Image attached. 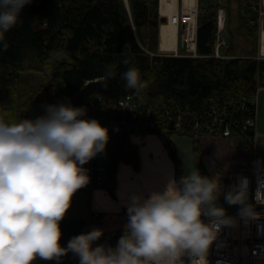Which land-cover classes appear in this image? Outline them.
<instances>
[{"label":"trees","instance_id":"16d2710c","mask_svg":"<svg viewBox=\"0 0 264 264\" xmlns=\"http://www.w3.org/2000/svg\"><path fill=\"white\" fill-rule=\"evenodd\" d=\"M258 2L200 0L199 56L192 57L160 51L159 0H129V6L125 0H31L17 25L5 34L7 50L0 52V113L9 122L27 118L40 101L39 95L45 105L70 102L87 109L97 94L107 102L126 93L136 94L125 88L122 78L129 67L139 69L147 82L146 90L136 94L146 106L158 108L165 103L209 111L214 104H227L240 109L243 101L257 94L263 77L264 60L248 57L258 50L259 27L253 23L258 14L252 4ZM220 6L227 9L225 34L229 38V44L220 50L228 57L214 56ZM232 19L237 21L235 27ZM241 34L251 40L250 50L239 47ZM108 65L114 76L105 86L98 78ZM25 73H42L46 80L19 103V82ZM157 133L176 161L180 179L183 170L171 133ZM181 133L197 140L196 135ZM109 139L106 187L113 191L118 163L138 169L140 157L130 134Z\"/></svg>","mask_w":264,"mask_h":264},{"label":"clouds","instance_id":"9594fccd","mask_svg":"<svg viewBox=\"0 0 264 264\" xmlns=\"http://www.w3.org/2000/svg\"><path fill=\"white\" fill-rule=\"evenodd\" d=\"M29 3L0 0V52L7 50L5 34ZM113 76L108 65L98 81L106 86ZM122 78L125 88L136 94L148 86L135 67ZM43 107L44 115L18 122L0 113V264H33L37 258L59 264L68 253L78 257L79 264H185V257L189 264H208L209 249L221 228L236 221L218 203L220 180L202 176L198 169L179 181L169 179L163 191L147 198L132 194L124 233L115 247L93 246L103 235L99 228L73 236L62 246L61 222L74 195L90 182L83 166L105 150L109 130L99 120L86 118L85 107L70 102ZM224 199L240 206L242 218L259 219L248 202L246 180ZM256 202L264 205V195Z\"/></svg>","mask_w":264,"mask_h":264},{"label":"built area","instance_id":"2783aa9c","mask_svg":"<svg viewBox=\"0 0 264 264\" xmlns=\"http://www.w3.org/2000/svg\"><path fill=\"white\" fill-rule=\"evenodd\" d=\"M172 3L175 9L169 12L167 7ZM252 4L258 14L253 23L258 24L260 38L258 53L250 57L264 60V0ZM199 13L200 0H159V14L167 16L168 24H173L179 30L177 46L172 55L199 56L197 51ZM226 20L227 9L220 6L217 10L215 57H228L220 50L229 44L228 37L223 33ZM255 96L243 101L240 109L231 108L227 104H214L209 111H191L181 109L179 105L174 108L165 103H161L158 108L153 105L146 106L134 93H126L113 102H107L103 95L97 94L91 105V118L99 120L109 130V137L159 130L171 134L188 132L196 136L218 134L227 138L237 133V138L246 137L253 143L258 137ZM110 148L109 139L105 150L90 160L92 188L106 185L110 178L107 162ZM242 179L247 182L248 196L251 197L255 211L260 217L255 220L244 219L239 212L228 213L227 216L234 218L236 223L234 226L221 228L218 238L209 249L208 264H264V205L256 202L258 195H264V167L239 170L236 186ZM89 219L91 223H97L102 220V215L93 212ZM122 235H118V240ZM33 264L41 263L34 261ZM185 264H189L187 257Z\"/></svg>","mask_w":264,"mask_h":264},{"label":"crops","instance_id":"0c3cea01","mask_svg":"<svg viewBox=\"0 0 264 264\" xmlns=\"http://www.w3.org/2000/svg\"><path fill=\"white\" fill-rule=\"evenodd\" d=\"M177 33L176 28V41L172 48L163 47L161 33L160 51L175 49ZM171 138L183 170L182 176L198 169L202 176L217 177L221 186L220 200H225V194L236 187L237 171L264 167V158L259 156V152H264V149H261V142L258 141L248 144L244 138H227L218 134H203L197 137V140L186 134H176ZM131 140L138 146L139 168L136 169L132 164L121 161L113 173V191L106 187L92 188L89 182L74 195L71 206L61 222L62 246L66 247L73 236L99 228L103 230V235L93 246L103 244L115 247L117 237L124 233V226L128 220L127 204L130 196L135 193L147 198L153 191H163L169 179L179 181L176 161L159 134L136 133L131 135ZM83 167L88 170L90 177V161ZM249 198L251 199L248 196V200ZM250 201L252 204V199ZM236 206L238 209L227 212H239L240 206ZM93 212H99L102 220L91 223L89 217ZM35 262L57 264L56 261H43L39 258ZM78 262V257L68 253L59 264H78Z\"/></svg>","mask_w":264,"mask_h":264},{"label":"rangeland","instance_id":"374dc122","mask_svg":"<svg viewBox=\"0 0 264 264\" xmlns=\"http://www.w3.org/2000/svg\"><path fill=\"white\" fill-rule=\"evenodd\" d=\"M236 19H232V26H236ZM239 47L245 50H250L251 40L245 35L241 34L238 38ZM45 75L42 73H25L20 78L19 82V103H22L25 100V96L29 95L34 89L38 88L43 82H45ZM40 101H38L29 111L27 119H35L38 116L44 115L45 104L42 101V96L39 95ZM256 104V115H257V133H258V142L263 143L264 141V71L263 77L261 79V85L255 96ZM92 108H87L86 118H91ZM133 135V134H132ZM135 135V133H134ZM260 143V145H261ZM259 156L264 158V152L260 151ZM121 163V162H120ZM120 166V165H119ZM250 199V198H249ZM251 200V199H250ZM248 200L249 203L251 201ZM220 206L224 207L227 211H232L238 209L236 205H229L225 200H218ZM230 213V212H229ZM228 214V212L226 213Z\"/></svg>","mask_w":264,"mask_h":264},{"label":"bare ground","instance_id":"6f19581e","mask_svg":"<svg viewBox=\"0 0 264 264\" xmlns=\"http://www.w3.org/2000/svg\"><path fill=\"white\" fill-rule=\"evenodd\" d=\"M167 8H169V12H170L175 9V6L172 3ZM162 36H163L162 45L164 48L174 47L176 41V26H174L173 24H164L162 26ZM263 37H264V30H263Z\"/></svg>","mask_w":264,"mask_h":264},{"label":"water","instance_id":"95a60500","mask_svg":"<svg viewBox=\"0 0 264 264\" xmlns=\"http://www.w3.org/2000/svg\"><path fill=\"white\" fill-rule=\"evenodd\" d=\"M126 1V3L128 4V0H125ZM168 21V18L166 17V16H161L160 17V22L161 23H166ZM261 149H264V143H261Z\"/></svg>","mask_w":264,"mask_h":264}]
</instances>
